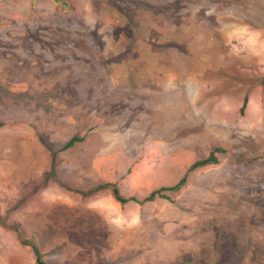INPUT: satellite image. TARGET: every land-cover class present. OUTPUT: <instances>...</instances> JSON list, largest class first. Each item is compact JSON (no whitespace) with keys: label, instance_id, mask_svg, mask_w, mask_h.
<instances>
[{"label":"rangeland","instance_id":"374dc122","mask_svg":"<svg viewBox=\"0 0 264 264\" xmlns=\"http://www.w3.org/2000/svg\"><path fill=\"white\" fill-rule=\"evenodd\" d=\"M32 1L0 0V264H264V0Z\"/></svg>","mask_w":264,"mask_h":264},{"label":"trees","instance_id":"16d2710c","mask_svg":"<svg viewBox=\"0 0 264 264\" xmlns=\"http://www.w3.org/2000/svg\"><path fill=\"white\" fill-rule=\"evenodd\" d=\"M35 0H33L32 2L34 3ZM63 5H66V3H62ZM129 35H130V30H129ZM248 102V98L246 97L243 103V106L241 108V112L243 113L245 110V107L247 105ZM2 126V124L0 123V127ZM83 139L79 138V137H73L71 138L63 147V150H67L71 147H73L76 143L81 142ZM224 152V150L222 148H214L213 150L210 151L209 155L203 159L197 160L195 161L188 169V172H192L194 170H197L199 168H203L209 165H215L219 163V158L217 156V154ZM187 175V174H186ZM184 176L177 184L170 186V187H161L159 189L153 190L152 192H150V194L145 197L143 200H139L138 198L132 196V197H125L123 196L118 187L114 184H108L105 186H100L96 189H94L92 192L95 193L96 191L105 189V188H110L111 190V194L113 196V198L115 199L116 202L120 203V204H127L129 202H135V203H139V204H143L145 202H151L154 201L156 198H168V196L166 195L167 191H176L179 190L186 182V178L187 176ZM18 232V230H17ZM18 236L25 241V239L22 238L21 234L18 233ZM26 242V241H25ZM32 249L33 252L36 256V262L37 264H47L42 257V254L40 253L39 249L32 245Z\"/></svg>","mask_w":264,"mask_h":264}]
</instances>
